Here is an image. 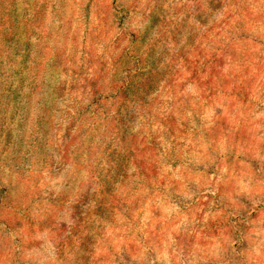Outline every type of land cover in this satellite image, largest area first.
Wrapping results in <instances>:
<instances>
[{"label": "rangeland", "instance_id": "obj_1", "mask_svg": "<svg viewBox=\"0 0 264 264\" xmlns=\"http://www.w3.org/2000/svg\"><path fill=\"white\" fill-rule=\"evenodd\" d=\"M0 264H264V0H0Z\"/></svg>", "mask_w": 264, "mask_h": 264}]
</instances>
